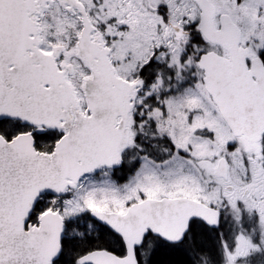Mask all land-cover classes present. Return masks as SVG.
Masks as SVG:
<instances>
[{
  "label": "snow or ice",
  "instance_id": "6c2138e0",
  "mask_svg": "<svg viewBox=\"0 0 264 264\" xmlns=\"http://www.w3.org/2000/svg\"><path fill=\"white\" fill-rule=\"evenodd\" d=\"M0 264H264V0H0Z\"/></svg>",
  "mask_w": 264,
  "mask_h": 264
}]
</instances>
